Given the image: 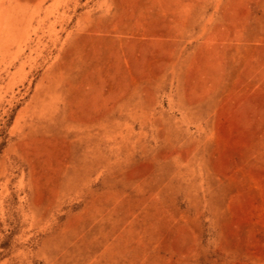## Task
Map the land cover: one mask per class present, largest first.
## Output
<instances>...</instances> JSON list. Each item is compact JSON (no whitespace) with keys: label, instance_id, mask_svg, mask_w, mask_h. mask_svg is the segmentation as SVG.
Returning a JSON list of instances; mask_svg holds the SVG:
<instances>
[{"label":"rangeland","instance_id":"obj_1","mask_svg":"<svg viewBox=\"0 0 264 264\" xmlns=\"http://www.w3.org/2000/svg\"><path fill=\"white\" fill-rule=\"evenodd\" d=\"M0 264H264V0H0Z\"/></svg>","mask_w":264,"mask_h":264}]
</instances>
